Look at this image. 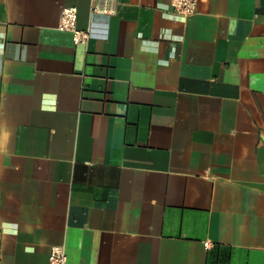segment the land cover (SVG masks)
I'll return each mask as SVG.
<instances>
[{
	"label": "crops",
	"instance_id": "1",
	"mask_svg": "<svg viewBox=\"0 0 264 264\" xmlns=\"http://www.w3.org/2000/svg\"><path fill=\"white\" fill-rule=\"evenodd\" d=\"M53 246L264 264V0H0V264Z\"/></svg>",
	"mask_w": 264,
	"mask_h": 264
},
{
	"label": "built area",
	"instance_id": "2",
	"mask_svg": "<svg viewBox=\"0 0 264 264\" xmlns=\"http://www.w3.org/2000/svg\"><path fill=\"white\" fill-rule=\"evenodd\" d=\"M170 8L178 17L188 18L197 11L199 0H168ZM77 9L69 7L62 10L57 29L72 34L75 43H86L89 39L88 31L78 30L76 27ZM49 264H67V256L63 246H53L48 256Z\"/></svg>",
	"mask_w": 264,
	"mask_h": 264
}]
</instances>
